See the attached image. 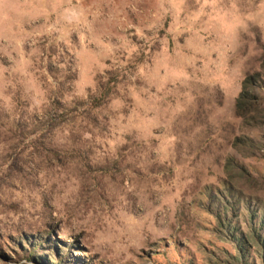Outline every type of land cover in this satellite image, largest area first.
Listing matches in <instances>:
<instances>
[{
  "label": "rangeland",
  "instance_id": "rangeland-1",
  "mask_svg": "<svg viewBox=\"0 0 264 264\" xmlns=\"http://www.w3.org/2000/svg\"><path fill=\"white\" fill-rule=\"evenodd\" d=\"M246 73L264 0H0V264H264Z\"/></svg>",
  "mask_w": 264,
  "mask_h": 264
},
{
  "label": "trees",
  "instance_id": "trees-1",
  "mask_svg": "<svg viewBox=\"0 0 264 264\" xmlns=\"http://www.w3.org/2000/svg\"><path fill=\"white\" fill-rule=\"evenodd\" d=\"M258 73L244 74L240 82V89L233 102V113L241 119L242 126H253L258 128L264 126V98L261 97L260 83L264 84V75L258 78ZM235 147L245 156L254 154L252 150L253 142L246 137H237ZM232 162V163H230ZM224 170L232 179H237L242 185L246 182H251L247 170L242 166L237 165L234 161L226 159L224 162Z\"/></svg>",
  "mask_w": 264,
  "mask_h": 264
}]
</instances>
